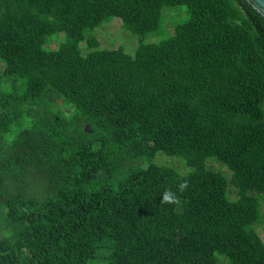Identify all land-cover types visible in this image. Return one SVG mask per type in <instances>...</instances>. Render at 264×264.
<instances>
[{
  "label": "trees",
  "instance_id": "1",
  "mask_svg": "<svg viewBox=\"0 0 264 264\" xmlns=\"http://www.w3.org/2000/svg\"><path fill=\"white\" fill-rule=\"evenodd\" d=\"M167 6L188 21L144 44ZM111 18L133 56L89 36ZM262 197L264 19L246 1L0 0V264H264Z\"/></svg>",
  "mask_w": 264,
  "mask_h": 264
},
{
  "label": "rangeland",
  "instance_id": "2",
  "mask_svg": "<svg viewBox=\"0 0 264 264\" xmlns=\"http://www.w3.org/2000/svg\"><path fill=\"white\" fill-rule=\"evenodd\" d=\"M188 19L189 13L186 6L165 7L163 10V22L160 31L148 34L143 39L144 44H159L162 41L167 40L173 35L174 28L177 25L188 21ZM89 36L95 37L97 39L100 50L116 51L121 49L130 56H133L136 53L140 45L139 37L127 30L123 25L122 20L119 18H111L91 32ZM55 38L64 40L65 35L61 34L55 36ZM56 45L57 43L54 42L51 47L54 48ZM80 49L84 55H87L92 51V49L88 47L87 42H82ZM153 162L167 168L175 169L181 175H187L192 171L186 166L182 158L166 156L163 153H158ZM212 166L215 169H220V166L216 163H212ZM231 195L232 198L236 197V194L233 190ZM260 203L262 216L258 224L255 225V229L264 240V197L261 198ZM225 263V258L219 257V264Z\"/></svg>",
  "mask_w": 264,
  "mask_h": 264
},
{
  "label": "clouds",
  "instance_id": "3",
  "mask_svg": "<svg viewBox=\"0 0 264 264\" xmlns=\"http://www.w3.org/2000/svg\"><path fill=\"white\" fill-rule=\"evenodd\" d=\"M188 186H189V181L187 179H184L182 182H180L177 185V191L183 193L184 191L187 190ZM161 203L178 205L180 203V200H179V196L177 195V192H174L171 188L165 189Z\"/></svg>",
  "mask_w": 264,
  "mask_h": 264
},
{
  "label": "water",
  "instance_id": "4",
  "mask_svg": "<svg viewBox=\"0 0 264 264\" xmlns=\"http://www.w3.org/2000/svg\"><path fill=\"white\" fill-rule=\"evenodd\" d=\"M260 17L264 19V0H244Z\"/></svg>",
  "mask_w": 264,
  "mask_h": 264
}]
</instances>
